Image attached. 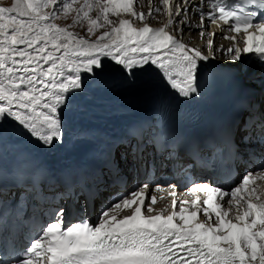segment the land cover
<instances>
[{
  "label": "snow or ice",
  "instance_id": "snow-or-ice-1",
  "mask_svg": "<svg viewBox=\"0 0 264 264\" xmlns=\"http://www.w3.org/2000/svg\"><path fill=\"white\" fill-rule=\"evenodd\" d=\"M151 4L149 0L147 12L136 10L139 0H14L10 7L0 6V130L9 125L52 147L63 141L66 117L79 107L77 98L86 95L89 84L131 88L152 72L162 74L179 96L191 97L198 92L201 62L215 57L189 47L184 28L200 29L203 38L206 18L243 35V48L220 47L233 62L251 54L264 65V20L254 23L258 15L264 16V0L231 5L229 0H161L157 8ZM165 8L167 23L153 28L148 21ZM73 13L71 24L56 23ZM189 14L198 15L200 23L193 24ZM85 22L89 35L105 30L95 40L71 30ZM223 38L241 42L235 35ZM212 46L208 41L207 47ZM109 72L118 79L103 81ZM249 111L242 142L264 147V119L255 105ZM220 136L222 147L206 144L215 147L209 168L224 147L230 160L239 159L235 131L224 129ZM121 144L129 149L120 152L123 161L129 154L136 161L143 151L139 138L137 144L127 139L114 144L105 163L117 176L116 149ZM257 176L264 179V164L256 172L246 171L231 189L189 181L187 191L194 198L180 200L178 210L174 198L170 212L154 207L157 197L147 194L146 181L102 207L95 225L83 218L66 223V210L53 209L47 226L28 246L13 253L0 248V255L7 256L0 264H264V192L257 191ZM171 194L176 196L175 191ZM89 202L78 211L86 213ZM125 209L130 214L121 215Z\"/></svg>",
  "mask_w": 264,
  "mask_h": 264
},
{
  "label": "bare ground",
  "instance_id": "bare-ground-1",
  "mask_svg": "<svg viewBox=\"0 0 264 264\" xmlns=\"http://www.w3.org/2000/svg\"><path fill=\"white\" fill-rule=\"evenodd\" d=\"M161 14H164V15L162 16L159 15V17L162 18V21L165 22L166 24L167 23L166 21L167 9L162 11ZM188 19L190 21L192 20V18H189V16H188ZM204 27H208V26L205 25L204 23ZM186 33H188V35L190 36L196 37L200 34V29L198 28L189 29L185 27L184 36H186ZM218 42H222V40L220 39L218 40ZM150 93H153V91H150ZM134 99L135 98H130L125 95V96L120 97L118 100L126 101V100H134ZM89 104H91L95 108L100 107L102 104V101L100 100L99 95L96 94L93 97H91L90 100L88 101V104H86L85 101L79 102L78 104L79 107L76 110H74L76 117L70 124L71 130H75L78 127L85 128L88 125L91 126L95 123L104 124L106 122H113L114 124H117L116 130L118 132H124L126 130L125 128L126 125H118V123L121 120L126 121L130 117L131 114H124V113H119V111H114L103 119H95L94 116L98 112V110L92 109ZM113 108H118V106H114ZM100 133H103L102 129L99 132H96V134H100ZM104 133L106 135H109L108 131H105ZM9 134H12L15 139L25 140L29 142L36 149L37 154L41 161V169H40L41 177L51 175L52 172H54L55 170H60L62 167L65 166V164L67 163L71 155V151H72L71 143H70L71 140L65 133H64L62 142H57L52 147H45L42 144H40L35 138H32L28 135H22L20 132L15 131L13 127L9 125H5L4 128L0 130V149H2L3 146H5L6 139L7 137H9ZM76 146L79 149L83 148V145L78 144V143L76 144ZM4 161H5V158H3L2 161L0 162V167H3ZM117 185L120 186L122 185V183L117 182Z\"/></svg>",
  "mask_w": 264,
  "mask_h": 264
},
{
  "label": "rangeland",
  "instance_id": "rangeland-1",
  "mask_svg": "<svg viewBox=\"0 0 264 264\" xmlns=\"http://www.w3.org/2000/svg\"><path fill=\"white\" fill-rule=\"evenodd\" d=\"M10 4V1H8L7 3H5V5H9ZM12 5V4H11ZM160 16H162V14L160 13L159 14ZM159 15H158V17H159ZM186 36H190V35H188V33H186Z\"/></svg>",
  "mask_w": 264,
  "mask_h": 264
}]
</instances>
